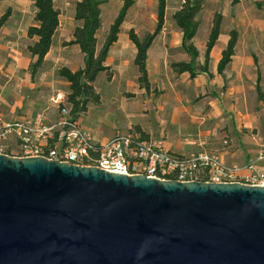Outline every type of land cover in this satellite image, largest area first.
Here are the masks:
<instances>
[{
    "label": "water",
    "instance_id": "1",
    "mask_svg": "<svg viewBox=\"0 0 264 264\" xmlns=\"http://www.w3.org/2000/svg\"><path fill=\"white\" fill-rule=\"evenodd\" d=\"M0 264H264V187L1 153Z\"/></svg>",
    "mask_w": 264,
    "mask_h": 264
},
{
    "label": "crops",
    "instance_id": "2",
    "mask_svg": "<svg viewBox=\"0 0 264 264\" xmlns=\"http://www.w3.org/2000/svg\"><path fill=\"white\" fill-rule=\"evenodd\" d=\"M77 1L80 0L72 2L70 12L66 16H63V11L59 9L60 22L54 34L55 36L49 49L50 51L45 55L42 67L32 79L29 75L30 55L27 46L33 40L25 36V31L29 25L34 24L33 10L31 14L32 23L28 24L25 31H23L27 43L24 46H20L16 43L9 44L6 48L3 47L5 51H8L7 58L4 59V61L10 58L12 66L3 74V83L0 84V122L7 123L19 119L33 120L39 115L44 116L46 124H52L59 119V109L51 105L48 99L56 91L67 94L66 90L68 84L64 79L56 76V71L60 67H66L72 72L84 67L83 54L78 45H66V43L73 39L72 32L78 25L74 19V4ZM104 1L105 2L101 5V19L103 15V5H105L108 0ZM167 2L166 16L168 15L169 20H165L160 33L153 40L147 51V76H149V83L152 89L155 87L159 88V83H162V78H165V80L169 79V81H173L176 76L190 79L187 73L177 75L174 74L170 68L172 62H188L190 60L180 49L183 35L182 31L178 28L175 30L173 29L174 25L171 19V15L179 8L181 0H167ZM122 4L117 9L118 11ZM136 4L137 3L132 7ZM129 11L125 17V22L118 32L119 34L116 42L109 47L110 49L104 64L110 67L109 71L113 72L115 75L131 71V76L133 75L132 77L137 80V71L133 62L136 47L130 41L128 31L133 29L139 37H143L146 33H151L156 24L154 23V28L146 31V33L135 30L132 25H128L127 17ZM10 19L11 17L9 14L7 22L0 28V32H2L5 27L8 28L10 26ZM113 22L107 23V30L101 36L102 39H100L99 32L103 25L102 19L101 27L97 31L96 36L97 52L102 49L101 47L107 35V31ZM57 34L59 35L58 38ZM228 40V37L223 38L220 33L215 46L209 54V60H211L212 66V70H209V72L212 74V77L209 78L207 75H198L192 79L203 86L205 91L200 93V96L203 97L202 99L199 98L198 94L191 99L190 97L193 95L191 96L182 92H174L159 97L151 93L145 97L142 103L129 104L124 101L123 93L131 92L127 90L120 91V86H117L114 82V75L111 76L112 78L108 79V82L106 81L103 83V88H98L94 84L96 92L100 95V103L97 105H90L88 112L78 120V123H80L92 137H94L95 130L98 129L100 133L103 134V138L98 140L94 137V139L101 143L112 138L116 133L128 132L135 133L140 137L143 135L145 140L149 138L164 139L165 147L176 154H186L194 150H211L218 152L222 160L226 163H245V161L257 154L259 150L253 152V154H250V151L243 154L238 147L230 145L231 139L228 135L222 136L221 133H218L225 120L223 118V114L226 110L224 102L228 98L229 93L224 95L223 92L219 94L215 91L214 87H223L224 83L222 76L224 74H218L216 76L214 70L217 68L221 53L226 48ZM197 50L200 52V49ZM233 59H235V56ZM255 62H257V60ZM103 73L105 74V72ZM257 73L260 74L259 72ZM159 79L161 81H159ZM169 81L168 83H170ZM124 82L123 80V83ZM137 83L135 84L136 90L140 93L146 92L140 88ZM58 84L65 87V90L56 89L55 87ZM170 87L172 89L173 85H170ZM152 89H149V91L151 92ZM150 92H146V94ZM18 93L22 94L19 95ZM234 93L237 94L238 91L233 90L230 94L233 95ZM133 94L135 93H131V95ZM40 97L43 99L46 98L47 101H45L44 105H41L44 110L40 108L38 111L37 105L40 104H38L37 99L39 100ZM92 108L95 109V113L93 117L90 118L89 114ZM224 139L228 141L227 146H222Z\"/></svg>",
    "mask_w": 264,
    "mask_h": 264
},
{
    "label": "rangeland",
    "instance_id": "3",
    "mask_svg": "<svg viewBox=\"0 0 264 264\" xmlns=\"http://www.w3.org/2000/svg\"><path fill=\"white\" fill-rule=\"evenodd\" d=\"M75 0H54V5L58 9L63 11V16H66L70 12L72 2ZM137 3L128 13V25L133 26L135 30L146 33V31L154 28L156 24V0H134ZM171 1V0H170ZM203 10L197 15L199 26L197 34L193 38L192 43L197 49H200L197 62L203 63V52L205 49V41L210 33V28L214 18V14L220 13L223 18L221 22V34L222 37H228L231 31L236 30L238 38L235 46V59L232 57V62L223 71V87H214L217 93L223 92L224 95H228V98L224 102L225 112L223 118L225 119L221 125V129L218 133L221 135H228L231 139L230 145L238 147L244 154L250 151L253 154L256 150H261L264 147V102L257 100L256 91L254 88L257 72L261 75L259 86L264 94V0H205ZM257 3L263 6L258 8ZM121 0H108L103 5V25L99 32L100 39L107 30V23L113 22L117 9L121 5ZM32 6L30 0H0V16L5 12L10 14V26L5 27L0 32V84L3 83V74L7 69H10L11 60L7 58L8 51L4 48L9 44L25 45L27 41L24 38L25 28L28 24L32 23L31 14ZM165 20H169L168 15ZM155 19V21H154ZM78 24V23H77ZM174 25V24H173ZM173 29H177L173 26ZM13 34V35H12ZM59 35L57 34V38ZM2 49V50H1ZM20 50V49H19ZM21 51V50H20ZM256 58L257 62L254 61ZM209 70H212L211 60L209 62ZM131 71L123 74L115 75L110 72V77L115 75L114 82L120 86V91L124 92V101L127 103H142L147 95L151 93L157 97L174 92H182L185 94L193 95L190 97L193 99L195 95L203 93L205 90L202 85L190 79L176 76L173 81L162 78V83H159V88L150 87L151 92H139L135 88L137 80L131 76ZM214 74L218 75L216 70ZM105 75V76H104ZM95 85L98 88H103V83L108 82L106 73H99L96 77ZM112 78V77H111ZM123 80L125 81L123 83ZM170 83H168V81ZM159 81H161L159 79ZM138 85V83H137ZM170 85H173L171 89ZM56 89L65 90L61 84H58ZM238 91L231 95L232 91ZM22 92V91H21ZM21 95L22 93H18ZM223 95V97H224ZM131 96V97H130ZM155 98V97H153ZM38 111L42 108L41 105L45 104L46 98L38 100ZM41 110H44L43 108ZM89 117L92 118L95 109H91ZM37 115V114H36ZM35 115V116H36ZM34 116V117H35ZM96 129V128H95ZM103 134L98 129L95 130L94 137L101 140Z\"/></svg>",
    "mask_w": 264,
    "mask_h": 264
},
{
    "label": "built area",
    "instance_id": "4",
    "mask_svg": "<svg viewBox=\"0 0 264 264\" xmlns=\"http://www.w3.org/2000/svg\"><path fill=\"white\" fill-rule=\"evenodd\" d=\"M59 109V119L46 124L43 115L33 120L0 122V154L40 156L126 176L144 175L157 180L204 183H243L264 187V147L242 164H230L211 150L176 154L165 147L164 139H141L119 132L104 143L94 139L70 117L66 94L56 91L48 99ZM228 141L223 140L222 146Z\"/></svg>",
    "mask_w": 264,
    "mask_h": 264
},
{
    "label": "trees",
    "instance_id": "5",
    "mask_svg": "<svg viewBox=\"0 0 264 264\" xmlns=\"http://www.w3.org/2000/svg\"><path fill=\"white\" fill-rule=\"evenodd\" d=\"M122 6L119 9L116 19L109 27L107 35L102 44V49L97 52V31L101 27L102 19L101 5L104 0H80L75 5L74 19L78 25L73 30V39L66 43L67 46L78 45L83 54L84 67L75 71H70L66 67H60L56 71V76L64 79L68 86L66 90V103L70 108V117L78 121L89 110L90 105L100 103V95L96 92L94 83L99 73L105 72L110 79V67L104 64L105 58L109 52V47L116 42L118 32L125 22V17L129 9L135 4L134 0H121ZM156 25L154 30L139 37L133 29L128 31L129 39L136 47V53L133 58L137 71V82L144 91L150 92L149 76H147V51L153 40L160 33L165 23L167 11V0H156ZM205 0H181L179 8L171 15L172 22L180 31H182V40L180 49L190 61H176L170 64L174 74L180 75L187 73L190 78L198 75H207L209 78L212 74L209 72V54L216 41L218 40L221 30L223 16L219 13L214 14L210 33L206 40V48L203 55V63L199 64L197 58L199 51L193 45L192 40L197 34L199 21L197 15L203 10ZM33 9V25H29L25 31V36L32 39L27 50L30 55L29 75L32 79L38 70L42 67L45 55L50 51L54 34L59 26L60 11L54 5V0H30ZM258 8L263 5L257 3ZM9 12H5L0 17V28L7 22ZM238 38L237 31H231L226 48L222 51L220 61L217 65V74L223 75L225 68L232 62L235 54V46ZM254 58V57H253ZM256 61V58H255ZM260 74L257 76L255 91L257 100L264 102V94L259 86ZM144 139L142 135L140 137Z\"/></svg>",
    "mask_w": 264,
    "mask_h": 264
}]
</instances>
